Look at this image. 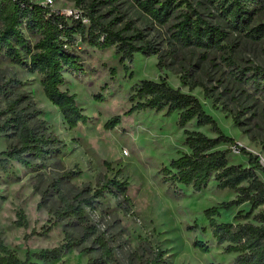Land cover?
<instances>
[{
    "label": "rangeland",
    "instance_id": "1",
    "mask_svg": "<svg viewBox=\"0 0 264 264\" xmlns=\"http://www.w3.org/2000/svg\"><path fill=\"white\" fill-rule=\"evenodd\" d=\"M42 3L44 0H33ZM211 22H221L218 11L210 0H190ZM95 2L96 15L110 23L116 15H125L113 24L116 29L132 21L134 29L141 31L138 43L152 41L165 52L168 67L161 70L158 55L136 52L134 58L121 60L116 46L106 49L93 47L77 37L74 48L82 57L83 69L64 72V90L75 93L79 106L90 116V121L70 128L59 108L46 96L42 75L15 64L0 50V84L10 82L17 90L27 91L41 109L39 119L46 121L61 140L60 152L39 160L29 168L19 161L12 162L8 172L0 170V235L20 258L30 257L42 249H51L65 242L66 232L76 238L83 235L80 224L71 225L65 218H57L61 207L55 184L78 202L93 195L107 179L128 180L130 202L116 196L115 188L105 189L104 196L94 198L92 205L84 207L89 221L113 247L120 264H145L158 248L167 250L168 264H235V253H225L224 245L217 244L205 215L208 207L231 200L236 193L219 189L212 178L203 191L183 187L180 191L163 180L161 169L173 158L190 151L184 144L185 129L201 130L214 137L217 133L210 125L198 126L196 119L184 127L179 114L152 109L127 115L131 106L133 87L144 79L159 81L166 76L174 87L190 92L188 83L199 85L192 90L206 111L212 114L228 136L257 156L264 166V84L250 78L254 68L264 66V40L254 41L244 34L230 33L225 48L202 56L197 48H182L170 52L168 39L171 23L159 25L142 12L132 0H117V11L109 3L99 0H53V9L87 11ZM264 20V14L257 17ZM125 30L134 35L135 30ZM33 41L36 39L29 36ZM115 69V73L111 72ZM122 121L113 129H106V121L117 115ZM238 119V123L234 121ZM15 139L0 134V153ZM220 148H231L229 160L234 164L249 165V158L234 145L222 143ZM70 171V177L63 178ZM79 171V172H78ZM264 180V173L258 171ZM79 193L83 196L78 197ZM249 203L222 211L219 221L258 223L255 214L235 219L239 210L245 214ZM26 214L27 226L16 224L19 211ZM52 229L39 234L47 227ZM206 228V229H205ZM94 237L81 241V245L54 261L39 264H110L101 256L93 243ZM196 240L208 242L210 251L194 246ZM86 249V250H84Z\"/></svg>",
    "mask_w": 264,
    "mask_h": 264
},
{
    "label": "trees",
    "instance_id": "2",
    "mask_svg": "<svg viewBox=\"0 0 264 264\" xmlns=\"http://www.w3.org/2000/svg\"><path fill=\"white\" fill-rule=\"evenodd\" d=\"M117 0H99L111 4L117 11ZM134 4L155 23L167 25L171 23V35L168 39L170 52L176 54L182 48H197L203 57L225 48L224 41L230 30L244 34L254 41L264 40V20L257 19L264 14V0H210L218 11L221 22L206 19L190 0H132ZM97 4L93 2L86 14L90 23L73 19L59 9H53L33 0H0V50L15 64L28 68L42 75V85L47 98L59 108L70 128L80 124L86 125L90 116L79 106L77 96L62 85L65 82L64 72L83 69L82 57L74 48L79 36L82 41L93 47L106 49L116 46L121 60H132L136 52L146 55H158V66L161 70L168 67L165 63V52L152 41L138 43L142 38L141 31L134 29L128 20L125 27L116 29L113 24L125 18L116 15L110 23H104L101 15H96ZM133 28L134 35H127L126 29ZM29 36L36 39L33 41ZM115 69H111L114 74ZM251 80L264 84V66L254 68ZM181 81L189 84L190 92L172 86L166 76L159 81L144 79L137 83L130 95L131 106L127 115L148 109L158 112L165 110L167 115L179 114V124L184 127L196 119L198 126L210 125L217 133L211 137L201 130L185 129L184 144L190 151L183 152L173 158L169 165L161 169L163 180L180 191L183 187H191L195 191H203L214 178L219 189H230L236 196L228 201L208 207L205 215L209 221L217 244L224 245L225 253H235V264H264V209L255 214L252 221L234 222L219 221L222 211H228L245 203L250 204L244 214L239 210L235 219L247 218L264 205V180L258 171L264 173V166L252 152L227 134L219 126L215 117L208 113L201 99L192 93L199 85L188 83L186 77ZM41 109L27 91L17 90L10 82L0 84V134L10 135L15 139L8 148L0 153V170L10 171L13 161H19L29 168L35 167L39 160L53 157L60 152L61 140L55 132L39 119ZM122 121L117 114L105 123L106 129H113ZM239 122L238 119H234ZM222 143H230L243 155L249 158V165L234 164L229 160L231 148H220ZM79 172V171H78ZM70 177V171L63 178ZM128 180L107 179L93 195L75 202L55 184L62 202L56 211L57 218H65L71 225L80 224L83 235L76 238L67 231L65 242L51 249L34 252L38 261L49 263L59 259L63 253L81 245V241L94 237L93 243L110 264H120L109 241L100 234L89 221L84 202L92 205L94 198L104 196L105 189L115 188L116 196L130 202ZM83 196L79 193L78 197ZM84 201V202H83ZM16 224L27 226L28 220L23 210L18 213ZM52 229L47 227L39 234L45 235ZM206 229V228H205ZM194 246L209 252L208 242L196 240ZM86 250V249H84ZM167 250L158 248L146 259L145 264H168L165 259ZM30 262V257L22 259L9 247L0 235V264H39ZM88 264H95L90 259Z\"/></svg>",
    "mask_w": 264,
    "mask_h": 264
},
{
    "label": "built area",
    "instance_id": "3",
    "mask_svg": "<svg viewBox=\"0 0 264 264\" xmlns=\"http://www.w3.org/2000/svg\"><path fill=\"white\" fill-rule=\"evenodd\" d=\"M42 4L51 6L53 4V0H44ZM62 12L73 19H80L85 24L90 23V18L85 11H80L77 9L70 8V9L62 10Z\"/></svg>",
    "mask_w": 264,
    "mask_h": 264
}]
</instances>
